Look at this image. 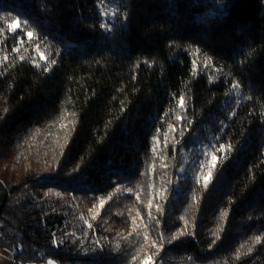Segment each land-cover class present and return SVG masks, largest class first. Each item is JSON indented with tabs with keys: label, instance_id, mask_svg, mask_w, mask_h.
Instances as JSON below:
<instances>
[{
	"label": "trees",
	"instance_id": "trees-1",
	"mask_svg": "<svg viewBox=\"0 0 264 264\" xmlns=\"http://www.w3.org/2000/svg\"><path fill=\"white\" fill-rule=\"evenodd\" d=\"M0 182L17 264H264V0H0Z\"/></svg>",
	"mask_w": 264,
	"mask_h": 264
},
{
	"label": "rangeland",
	"instance_id": "rangeland-1",
	"mask_svg": "<svg viewBox=\"0 0 264 264\" xmlns=\"http://www.w3.org/2000/svg\"><path fill=\"white\" fill-rule=\"evenodd\" d=\"M0 264H17L14 260V254L8 251L0 252ZM46 264H57L53 260H49Z\"/></svg>",
	"mask_w": 264,
	"mask_h": 264
},
{
	"label": "water",
	"instance_id": "water-1",
	"mask_svg": "<svg viewBox=\"0 0 264 264\" xmlns=\"http://www.w3.org/2000/svg\"><path fill=\"white\" fill-rule=\"evenodd\" d=\"M0 192H1L0 193V215H1L7 200V190L1 182H0Z\"/></svg>",
	"mask_w": 264,
	"mask_h": 264
},
{
	"label": "snow or ice",
	"instance_id": "snow-or-ice-1",
	"mask_svg": "<svg viewBox=\"0 0 264 264\" xmlns=\"http://www.w3.org/2000/svg\"><path fill=\"white\" fill-rule=\"evenodd\" d=\"M14 27H15V25H14ZM28 35H29V37H31L32 36V33H28ZM183 103V101H181V104ZM213 160H215V157H213ZM210 177H208V178H206V180L207 179H209ZM145 264H148V261H145Z\"/></svg>",
	"mask_w": 264,
	"mask_h": 264
}]
</instances>
